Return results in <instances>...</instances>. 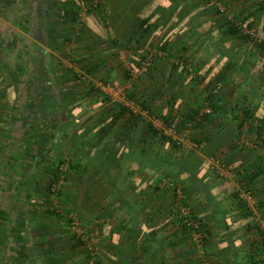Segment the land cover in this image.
<instances>
[{"label":"crops","instance_id":"obj_1","mask_svg":"<svg viewBox=\"0 0 264 264\" xmlns=\"http://www.w3.org/2000/svg\"><path fill=\"white\" fill-rule=\"evenodd\" d=\"M150 1L47 0L45 37L37 32L28 37L24 30L16 29L19 43L15 49L19 54L44 53L52 61L48 68L55 80L52 85L58 102L53 95L41 97L38 115L49 113L52 121L44 134L31 132L33 139L27 142L29 132L21 123L18 128L12 121L15 116L5 110V94L0 91V264H87L84 248L75 244L80 241L74 239L71 230V213L78 217L84 238L92 232L97 234L94 246L102 264H196L190 242L171 215L173 192L167 185L172 180L176 187L186 190L189 179H184L178 170L166 179L160 169L164 158L179 163L185 155L182 153L191 150L204 162L205 169L191 179L203 177L207 182L189 189V202L205 225L204 250L212 263L264 264V141L259 153L231 150L237 131L229 116L236 113L235 109H228L230 113L221 122L197 128L189 123L175 130L169 128L174 119L193 115L197 99L202 100L203 86L211 82L210 87H216V97L226 108L251 99L254 86H239L246 80L260 88L252 99L256 105L253 116L264 130V60H257L247 79L241 73L213 82L222 67L216 61L219 53H229L238 46L231 47L227 40L223 43L218 29L213 27L216 17L206 15L195 39L213 27L211 35L217 46L208 42L197 48V40H190L181 52L183 58L199 67L194 86H189V79L180 73L176 55L157 62L150 74L130 80L125 71L132 67V59L140 51H156L155 46L164 36L163 31H158L136 54L132 44L128 50L119 47V42L133 33L129 13L134 5ZM8 2L0 0V5ZM79 16L83 17L80 25ZM177 42L171 45L174 50ZM23 45L32 48L28 50ZM33 59L35 66L38 56ZM25 65L21 63L20 67ZM3 69L4 85L0 84V88L9 86L12 101H17L18 84ZM113 81L123 91L121 103L108 99L106 87ZM21 115L23 121L30 116L24 112ZM199 139L204 140L202 148H192ZM173 144L179 147L177 152L171 151ZM27 146L28 155L22 153ZM155 155L160 159L154 160ZM64 157L78 166L68 172L65 194L56 209L45 187L53 176L50 167L57 158ZM216 158L228 164L230 175L221 177L212 172L210 167ZM26 162L33 166L27 167ZM16 165L21 172L14 176L11 169ZM234 171L251 180L250 188L257 196L253 197L254 204L246 208L251 216L235 199L241 183ZM51 206L60 216L66 212L68 223L64 217L49 214Z\"/></svg>","mask_w":264,"mask_h":264},{"label":"trees","instance_id":"obj_2","mask_svg":"<svg viewBox=\"0 0 264 264\" xmlns=\"http://www.w3.org/2000/svg\"><path fill=\"white\" fill-rule=\"evenodd\" d=\"M242 1V2H241ZM151 0L149 3L144 4H135L134 10H131L129 13V24L130 27L133 28L132 35L130 34L127 36V38H124V41L119 42V47L124 50L129 49V45L132 44L135 46L133 53L136 54L137 50L143 49L144 45L146 43H150V39H152L153 35H155L158 31H163L164 36L162 38V41L159 42L155 48L156 51L164 52L165 57L160 58L158 57H152L150 66L147 68V71L145 74H150L156 65L157 62H160L162 59H167L168 57H172V55H176L178 59L177 67L180 68V73H184V76L188 78L189 80V86L195 85L197 83V79L199 78V67H197L195 64H193V61H189L186 58H183L181 56V52L184 51V47H186V42L188 43L190 40H197V48H202L205 45L208 44V42L212 43L213 46H217L216 44V38L212 37L211 32L215 31L213 29L216 28L220 32L219 36H221V40H223V43L227 38H235L239 41H241L242 45H238L236 48L229 49V53H226L228 51H224L219 53V58H216V61L219 65H222V67L219 69V71L215 74L213 77V82H220L224 79H226V76H236L238 74L239 76L242 75L245 76L247 79L250 72L252 71V68L255 66L257 60L263 59L264 60V0ZM222 6L224 9H222ZM224 10H227L229 14H231L230 17H225ZM206 15H212L216 17L217 23H213L212 29H209V31L203 33L199 39H195L197 29L202 25L203 23V17ZM71 19L75 20V13H73ZM185 35V38L182 40L180 39L182 36ZM211 38V41H210ZM180 39V41H179ZM164 40V41H163ZM177 42V47L174 50V46H171L174 44V42ZM114 43L113 41H110ZM126 43L125 45H123ZM222 43V42H221ZM128 44V45H127ZM139 45V46H138ZM150 46V44H148ZM152 47V45H151ZM243 47L245 50H243ZM132 47H130L131 50ZM151 51L144 50L140 51L138 53V57L136 59H132L131 63L133 64L130 69L138 68L143 60H145V57L149 55ZM214 58L216 57V54H213ZM264 65V61L263 64ZM26 66V65H25ZM25 66L23 67L24 69ZM173 66V65H172ZM264 67V66H263ZM191 68V69H189ZM23 69L24 73L25 70ZM128 74L129 77V71H125ZM229 77V79H231ZM254 77V76H253ZM252 77V78H253ZM254 81V79H253ZM262 82H264V78L261 79ZM247 81H241L239 86H244L247 89H249L251 86H254V88L251 87V96L252 98L242 101V103H239L235 105L234 107L226 108L224 104H222V100L216 97V87L212 86L211 84H207L203 86V93L202 100L197 99L198 105L197 110L194 111L193 115L185 114L179 117V120L177 121L176 129L179 128L181 125H186L189 123L192 128L198 127L202 124L207 123H213V122H221L223 118H226V115H228L229 110L233 111L235 109L236 113H232V116H229L230 122H232V125L237 131L235 134V142L231 146V150H247L252 151L254 153H259V147L262 145V141H264V130L260 126L259 121H256L253 116V111L256 107L255 102H252V99L257 97V92H259V89L257 86L253 85L254 82L246 83ZM232 86V85H231ZM237 86V85H233ZM232 86V87H233ZM262 85H259L261 87ZM200 96V95H199ZM201 97V96H200ZM140 106L143 109H146L144 104L140 102ZM204 106H207L210 108V114H202L201 110L204 108ZM28 122V121H27ZM28 123L24 124L23 130L29 132L30 126L27 125ZM221 125V123H220ZM45 131V130H44ZM152 131V129H151ZM157 133V132H155ZM154 131L152 134H155ZM44 134V133H43ZM156 135V134H155ZM249 137H248V136ZM160 136V135H159ZM247 136V137H246ZM255 137V138H250ZM162 138V137H160ZM203 139V138H202ZM241 139V140H240ZM262 140V141H261ZM198 146V150L202 148V143H204V140H197L195 141ZM250 142L252 147H246L245 143ZM246 148V149H244ZM178 150V146H174V144L171 146V151ZM30 148L27 146V148L22 149L23 152H29ZM32 151V150H31ZM177 152V151H176ZM27 153H25L27 155ZM185 154L182 158L181 162L177 163L174 162V160H170L169 158H164L162 161L164 163L163 167L161 166V170H163V177L166 179L172 176L176 170L180 172L181 176H184V179H189V185L186 190L181 188V192L183 194V204L188 205L191 208L192 217L199 222L200 226V233L204 234V248L205 243L207 240L206 236V230L205 225L202 221V219L198 218L193 212L192 206L189 202V189H195V187L199 186V183L202 182V184H206L207 181L203 177H198L196 180H192L191 177H195L196 174L203 173L205 171L204 169V162L199 158L198 155H195L194 152L189 151ZM19 157H22L19 154ZM155 155L154 160H159L160 158ZM15 159V158H14ZM23 160V158H21ZM70 159V158H69ZM63 159L57 158L55 162L52 164V167H50V171L52 169V179L49 180L47 183L45 189L46 193L48 194V198L50 197V187L53 183H55L58 179V165L63 163ZM71 164L69 165V168L67 169L68 172L73 171L74 169H77V164L73 165L72 160L70 159ZM223 164H225L228 167V164L226 162L221 161ZM30 162H26V166H30ZM32 165V164H31ZM33 166V165H32ZM15 169H11V174L20 173L21 167L18 165L15 166ZM36 167V166H35ZM34 169V167H32ZM67 173V172H66ZM241 172H235L234 176L239 178L238 183L241 186V188L247 189L252 193V197L257 198V196L252 192V189L250 188V182L251 180L245 179V177H242ZM261 173L264 174V169H261ZM18 175V174H17ZM16 175V176H17ZM162 178V177H161ZM161 178L157 179V182H161ZM17 181H19L17 179ZM172 182V180L170 181ZM173 183V182H172ZM174 185V184H173ZM18 185L14 186L13 188H16ZM157 187V186H156ZM158 188V187H157ZM65 194L64 187L61 190V192L58 194V197H62ZM174 198V197H173ZM235 199H237V196L235 194ZM238 206L242 208H247V204L238 200ZM66 204V202H64ZM173 206V199L170 204V210ZM78 214H80L79 211H75ZM246 212L249 213V216L252 215V212L250 209H246ZM48 213L57 216L55 211L48 210ZM172 215V214H171ZM80 217V216H79ZM178 221V219H176ZM179 224V230L180 233H182L183 236L190 242V230L185 229L182 227L180 222ZM76 245H81L79 242H75ZM190 247L192 250H194L193 244L190 242ZM264 248V245H263ZM206 253V251H205ZM88 256V255H87ZM206 256L211 260L210 256L206 253ZM87 259V258H86ZM212 262V260H211ZM96 264H102L101 259L97 257ZM197 264V261H196ZM213 264V263H212Z\"/></svg>","mask_w":264,"mask_h":264},{"label":"flooded vegetation","instance_id":"obj_3","mask_svg":"<svg viewBox=\"0 0 264 264\" xmlns=\"http://www.w3.org/2000/svg\"><path fill=\"white\" fill-rule=\"evenodd\" d=\"M46 1L47 0H9L7 4H1L3 5V9L0 11V13H4L2 17L5 19H0V48L3 49L2 51L8 52H4L6 56L2 60V65L13 80L18 79L19 81V84L16 85L19 90L17 111H19L18 114L24 112L30 116H27L25 121H23V115H21V117L18 115V117L22 125L28 123L27 125L30 126V131L28 133L29 137L32 136L31 132L33 133L34 130L41 134L46 130L41 120L42 118L38 115L37 109V104H39L38 102H40L41 97H44L45 94L47 95L46 97H51L53 95L55 103L58 102V99L56 100V93L52 85V82L55 80L48 68L52 62L49 60V56L39 52H36L35 55L27 52H24L23 55L19 54L15 49V44L19 43L16 29L19 28L24 30L26 34L28 33V37H31L36 32L41 35L43 34L45 37L44 33L47 31L45 27ZM26 46L27 47L23 45V48H28V50L32 48V45L30 47H28L29 45ZM6 47H10L11 50L7 51ZM36 56H38V60L36 61V65L32 66L34 63L33 58H36ZM19 63H25L27 65V67L25 66L26 69L23 67L21 68L18 65ZM23 86L26 87L23 88ZM34 113L35 115H33ZM25 140L27 139L25 138ZM22 153L25 154L27 152L22 151Z\"/></svg>","mask_w":264,"mask_h":264},{"label":"built area","instance_id":"obj_4","mask_svg":"<svg viewBox=\"0 0 264 264\" xmlns=\"http://www.w3.org/2000/svg\"><path fill=\"white\" fill-rule=\"evenodd\" d=\"M83 17L79 16L77 19V23L80 25L82 22ZM160 57L164 58L165 54L161 51H151L149 55L145 57V60H143L138 68L135 69H128L129 71V79L134 80L137 79L139 76L146 73L147 68L150 66V62L152 57ZM191 69V68H189ZM107 90V96L111 103H121L124 101L123 98V91L119 84L116 81L111 82L106 87ZM139 110V109H138ZM202 114H210V108L207 106H204V108L201 110ZM177 119H174L172 124L170 125L171 130L176 129L177 125ZM245 145L247 146L248 143L246 142ZM194 149H197L199 145L194 144L192 145ZM213 163L210 167L212 172L215 174H219L218 176L224 177L225 175H230L231 171L227 168L225 164H223L221 161H219L217 158L213 159ZM67 162L63 163L59 170L61 172H64L66 170ZM64 174H60L58 180L53 183L50 187V199L53 202V206H55L56 209L59 208V197L58 194L62 190V185L64 181ZM167 185L168 187H171L173 190V206L171 208V214L173 217L178 219L180 224L183 228L190 230V242L193 244L194 252H195V259L197 261V264H212L211 260L206 256L205 250H204V234L200 233V224L198 220L194 219L192 217L191 208L188 205L183 204V194L181 192V189L173 185L172 182H169ZM237 198L239 201H242L248 205L254 204V199L252 197V193L244 188L239 189ZM69 219L71 221V230L74 235V239L77 241H80L83 248L87 251L88 255V262L87 264H96L95 261L98 257L97 250L94 246V242L97 240V234L95 232H92V234L89 235L88 238H84L83 232L79 229V222L78 217L71 213L69 214Z\"/></svg>","mask_w":264,"mask_h":264},{"label":"rangeland","instance_id":"obj_5","mask_svg":"<svg viewBox=\"0 0 264 264\" xmlns=\"http://www.w3.org/2000/svg\"><path fill=\"white\" fill-rule=\"evenodd\" d=\"M3 5H0V11H2V9H3V7H2ZM222 9H224L223 8V6H222ZM4 11V10H3ZM0 15H1V17H0V19L1 20H5L3 17H2V15H4V13L2 12V13H0ZM224 15H225V17H230L231 16V14H229L228 12H227V10H224ZM216 19V18H215ZM218 21V20H217ZM204 22L205 21H203V23L202 24H204ZM221 32V31H220ZM220 32H219V34H220ZM227 42H229L230 44H231V47H232V45H236V46H238V45H242L241 44V41H239V40H237V39H235V38H227ZM8 53V52H6V51H2L1 50V48H0V84H2V85H4V81H2V77L4 76V74H3V71H1V69H3L4 67H3V65H2V60H3V58L6 56L5 55V53ZM126 54V53H125ZM172 57H174L173 55H172ZM172 57H170V58H172ZM2 59V60H1ZM190 61H192V60H190ZM19 66L21 65V63H19L18 64ZM4 70V69H3ZM127 71V70H126ZM236 76H239L238 74H236ZM15 81L17 82V84H19V81L17 80V79H15ZM1 87V86H0ZM8 87L9 86H5V90H4V87H2V88H0V91H1V93H4L5 94V98L6 99H4L5 101H4V108H5V110H8L9 112H11V115H14L15 117H12V121L16 124V125H18V128H19V126H20V122H19V117H18V112L19 111H17V109H18V104H19V102H18V100L17 101H12V96H11V89H8ZM24 87H26V86H23V88ZM58 90V89H57ZM56 90V91H57ZM49 101H48V105L49 104H51V99H48ZM43 105H44V107L46 106V103H43ZM41 108H43V107H41ZM0 109H2V108H0ZM10 110H12L13 111V113H12V111H10ZM44 113H45V110H44ZM39 116L42 118V120H43V123H44V125H45V128H46V130L48 129V127H47V125L49 126V124H50V122L52 121V117H51V115L48 113V114H39ZM5 118H6V121H8L9 119H8V117L7 116H5ZM8 119V120H7ZM21 125H22V123H21ZM33 137V135L31 136V137H29V136H27V142H29V141H31V139H33L32 138ZM247 137V136H246ZM241 140V139H240ZM248 143V145L246 146V147H251V148H253L252 147V145H251V143L250 142H247ZM9 145H11L10 143H9ZM10 147V149H11V146H9ZM253 149H255V148H253ZM213 156H217V155H215V153H213L212 154ZM16 158V157H15ZM64 161H63V163H65V162H67V165H66V170L64 171V172H61L60 170H59V168H60V166L63 164H59L58 165V168H57V172L59 173L58 174V178H59V175L62 173V174H64V181H63V185H62V189H63V187H64V185L66 184V179H67V177H68V168H69V165L71 164V162H70V159L69 158H62ZM52 170H54V169H52ZM67 172V173H66ZM58 180V179H57ZM169 186V185H168ZM170 189H171V187H169ZM180 189V188H179ZM172 190V189H171ZM172 192H173V190H172ZM60 198V197H59ZM52 203V202H51ZM52 205V204H51ZM52 207V211H54V209H53V206H51ZM57 216H60V214H56ZM60 217H64L65 218V220L67 221V223H68V218H66V212L64 213H62L61 214V216ZM81 246H82V244H81ZM83 247V246H82ZM84 251H85V253H86V257H87V251L84 249ZM86 260H88V259H86Z\"/></svg>","mask_w":264,"mask_h":264}]
</instances>
